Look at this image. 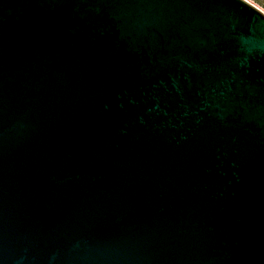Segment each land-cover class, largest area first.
Wrapping results in <instances>:
<instances>
[{"label":"water","instance_id":"water-1","mask_svg":"<svg viewBox=\"0 0 264 264\" xmlns=\"http://www.w3.org/2000/svg\"><path fill=\"white\" fill-rule=\"evenodd\" d=\"M0 264H264V12L0 0Z\"/></svg>","mask_w":264,"mask_h":264},{"label":"rangeland","instance_id":"rangeland-1","mask_svg":"<svg viewBox=\"0 0 264 264\" xmlns=\"http://www.w3.org/2000/svg\"><path fill=\"white\" fill-rule=\"evenodd\" d=\"M258 7H260L262 10H264V1L263 0H249Z\"/></svg>","mask_w":264,"mask_h":264},{"label":"bare ground","instance_id":"bare-ground-1","mask_svg":"<svg viewBox=\"0 0 264 264\" xmlns=\"http://www.w3.org/2000/svg\"><path fill=\"white\" fill-rule=\"evenodd\" d=\"M247 1H249V0H247ZM249 2H251V1H249ZM252 3V2H251ZM254 4V3H253ZM257 6V5H256ZM258 7V6H257ZM259 9H261L260 7H258ZM262 10V9H261ZM263 12H264V10H262Z\"/></svg>","mask_w":264,"mask_h":264},{"label":"trees","instance_id":"trees-1","mask_svg":"<svg viewBox=\"0 0 264 264\" xmlns=\"http://www.w3.org/2000/svg\"><path fill=\"white\" fill-rule=\"evenodd\" d=\"M264 1V0H263Z\"/></svg>","mask_w":264,"mask_h":264}]
</instances>
